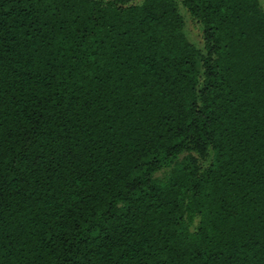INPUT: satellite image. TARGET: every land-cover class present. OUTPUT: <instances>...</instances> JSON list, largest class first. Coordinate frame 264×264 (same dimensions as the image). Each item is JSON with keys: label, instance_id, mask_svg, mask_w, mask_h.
<instances>
[{"label": "trees", "instance_id": "16d2710c", "mask_svg": "<svg viewBox=\"0 0 264 264\" xmlns=\"http://www.w3.org/2000/svg\"><path fill=\"white\" fill-rule=\"evenodd\" d=\"M0 0V264H264L260 0Z\"/></svg>", "mask_w": 264, "mask_h": 264}, {"label": "rangeland", "instance_id": "374dc122", "mask_svg": "<svg viewBox=\"0 0 264 264\" xmlns=\"http://www.w3.org/2000/svg\"><path fill=\"white\" fill-rule=\"evenodd\" d=\"M143 0H131L132 3H141ZM179 4V11L185 19V33L188 39L194 43L199 49L204 50L203 43V26L194 18L190 12L183 6L181 0H176ZM261 6L264 9V0H260Z\"/></svg>", "mask_w": 264, "mask_h": 264}]
</instances>
